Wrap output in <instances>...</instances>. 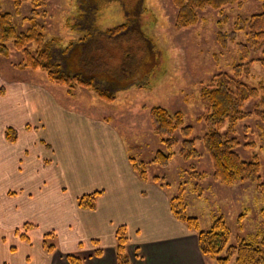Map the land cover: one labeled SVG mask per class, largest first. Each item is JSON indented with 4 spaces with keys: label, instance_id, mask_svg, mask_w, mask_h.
<instances>
[{
    "label": "rangeland",
    "instance_id": "rangeland-1",
    "mask_svg": "<svg viewBox=\"0 0 264 264\" xmlns=\"http://www.w3.org/2000/svg\"><path fill=\"white\" fill-rule=\"evenodd\" d=\"M0 3L1 11L11 12L17 29L24 30L28 25L25 18L33 15L31 2L21 0L17 6L13 0H0ZM145 5L154 16L153 21L152 17H149L142 25L146 42L142 40L135 42L133 32L127 34L128 39L116 38L108 43L103 42L104 38H99L111 55L109 66L112 69L108 68L107 73L104 71L105 79L114 80L116 86L122 87L127 82L118 83V76H115L120 66L132 69L138 66L135 68L137 71L135 76L138 75L142 81L138 87L134 84L125 90H118L111 100L99 98L86 86L75 85L68 91L65 84L50 80L46 72L40 68L19 67L22 54L10 46L7 56L0 55V94L2 89H8L9 82H23V96L26 97V101L37 98L39 103L31 114L24 109L23 114L28 113L33 118L26 120V127L38 128L37 135L40 137L46 138L49 135L46 130L69 128L63 120L53 119L49 124L40 105L41 101H48L52 105L55 100L60 106H71V110L80 116L99 119L105 130H111L109 138L111 143L118 144L125 152L131 169L129 161L131 157L146 163L149 179L145 182H150L164 192L168 202L176 195L180 186L184 188L187 212L198 217L201 229H208L215 217L222 216L231 230L230 243H235L236 239L241 237L255 241L264 233V195L258 192L257 183L254 181L242 180L227 185L214 179L212 161L204 151L201 141L207 125L203 119L206 107L200 97V88L213 74L232 73L233 65L239 63L243 55L238 50L237 42H247L244 31H238L236 41L229 42L225 47L217 40L218 31L220 29L223 32L232 31L238 16L249 17L251 14L262 12L264 0H242L218 9L205 7L198 10L199 19L195 24L180 29L174 27L176 7L171 0H146ZM109 6L104 7V16L100 21L102 25H112L122 19L119 8ZM74 9V0H46L38 8L36 19L46 26L47 36H59L62 43L67 44L69 40L80 36L68 26L67 16ZM150 37L158 48L157 53L151 51L153 45ZM146 43L151 46H147ZM104 48H101V52ZM262 49L263 47L259 50L249 48L241 59L248 62V71L242 73L239 79L248 86L264 83ZM80 50L81 47L75 49L76 52ZM101 52L96 44L92 43L85 49L84 55L90 61V56H96ZM99 76H103L102 73ZM26 105L29 107V104ZM153 106H162L170 112L182 113L183 124L191 128V137L195 139L198 156L185 159L179 153L182 136L176 132L175 136L179 143L173 147V156L167 164L160 166L151 161L157 152L166 149L151 126L149 112ZM242 110L250 115L234 124L224 121L219 130L236 141L234 150L243 160L257 158L259 183L264 185V118L255 113L257 110H264V105L260 104L259 99L251 98L244 102ZM7 129H10L9 137L15 132V139L16 130L9 127L5 129L8 140L11 139L6 134ZM134 172L138 175L136 171ZM195 172L202 173V178L194 179L191 174ZM153 175H158L160 180H151ZM196 184L200 187L199 192L195 189ZM243 212L245 215L242 218V228L238 229L236 220ZM37 217L33 219H37L40 227L57 224L55 218ZM60 223L61 221L58 225ZM24 225H30L24 226L28 229L33 227L28 222ZM46 240L48 244L54 243L56 247L67 246L60 244L58 238L47 237ZM228 264H234L233 259Z\"/></svg>",
    "mask_w": 264,
    "mask_h": 264
},
{
    "label": "crops",
    "instance_id": "crops-1",
    "mask_svg": "<svg viewBox=\"0 0 264 264\" xmlns=\"http://www.w3.org/2000/svg\"><path fill=\"white\" fill-rule=\"evenodd\" d=\"M23 88L9 82L0 94V264H70L69 254L82 264H115L119 225L126 227L131 264H212L200 253L196 233L170 211L166 194L130 168L102 121L54 99L52 105L41 101L49 124L58 119L69 128L40 137L38 128L26 127L33 118L23 114L36 110L38 99L27 102ZM8 127L16 130L14 140L5 135ZM96 190L93 209L78 205L80 195ZM37 216L57 224L40 227ZM48 231L67 246L47 251Z\"/></svg>",
    "mask_w": 264,
    "mask_h": 264
},
{
    "label": "trees",
    "instance_id": "trees-1",
    "mask_svg": "<svg viewBox=\"0 0 264 264\" xmlns=\"http://www.w3.org/2000/svg\"><path fill=\"white\" fill-rule=\"evenodd\" d=\"M20 1L13 0L15 6ZM29 1L33 5L31 11L33 15L25 18L28 25L24 30L17 29L13 14L1 11L0 3L1 56H7L10 46H12L22 54L19 67L40 68L46 72L50 80L65 84L68 91H71V87L75 85L89 87L96 96L104 100L113 99L118 90H125L134 84L138 87L142 83L141 78L138 75L135 76L138 66H134L133 69L120 66V70L115 76H118V83L120 81L127 82L122 87L116 86L117 83L114 80L105 79L104 71L107 73V69L111 68L109 66L111 55L104 48L103 42L108 43L116 38L128 39L127 34L132 32L135 34V42L138 40L146 42L142 25L149 20V17H152L151 21L154 20L151 10L145 5L146 0H74L75 9L67 16V21L68 26L80 36L69 40L67 44H63L59 36H47L46 26L36 19L38 8L46 0ZM171 1L176 7L174 27L180 29L191 26L198 21V10L205 7L218 9L227 4L239 3L242 0ZM106 6L118 7L122 14L121 21L112 25H102L100 21L104 16L103 12ZM238 31H244L247 36V42H237L238 50L243 54L241 59L247 54L249 48L259 50L263 47L262 52H264V10L251 14L249 17L238 16L234 22L233 30L223 32L220 29L217 40L225 47L229 42L236 41ZM140 36L143 37L140 38ZM100 37L105 40L100 41ZM92 43L96 44L100 52L102 47L104 50L96 56H90V61H88L84 51ZM152 45L151 51L157 53L158 48L153 40ZM147 46L151 45L148 44ZM78 47H81V50L76 52L75 49ZM241 59L239 63L233 65L232 73L219 72L213 74L200 88V97L206 107L203 119L207 125V130L201 137V141L204 151L212 161L214 179L227 185L242 180L254 181L257 183L258 192L264 195V185L259 183L257 158L253 157L249 161L243 160L234 150L236 141L222 134L219 130L224 121L234 124L250 115V113L242 110V105L246 100L257 98L260 104L264 105V83H260L258 86H248L239 79L242 73L248 71V62H243ZM88 63L90 65H87ZM100 73L103 76H99ZM255 113L264 118V110H257ZM149 117L154 133L160 137L166 148L165 151L157 152L151 160L152 162L160 166L167 164L173 156V147L179 143L175 136L176 132L182 136L179 153L185 159L199 155L195 148V139L191 137V128L183 124V115L180 111L170 112L162 106H153L150 108ZM9 130H6L8 137ZM14 135L9 138L13 140ZM129 161L132 169L138 173L140 178L147 181L149 178L146 163L137 161L132 157L129 158ZM191 175L196 180L203 176L202 173L198 172ZM151 180L158 181L160 177L153 175ZM195 189L200 191L198 184H196ZM100 193V190H96L80 195L77 198L78 205L93 209L95 199ZM169 207L176 219L182 221L196 233L200 253L212 264H228L231 259H233L234 264H264V233L259 234L260 236L257 235L259 238H256L255 241H248L241 237L237 238L235 243H230L231 230L222 216L215 217L208 229H201L198 217L189 215L187 212L182 186L179 187L176 195L169 200ZM244 215L243 212L237 217L238 229L242 228L241 223ZM47 237L53 238V233H45L43 239L45 249L52 251L55 246L47 243ZM127 242L126 227L119 225L115 230V264H131L126 252ZM94 254L99 255L100 250L95 249ZM66 258L70 264H82L81 259L72 254L67 255Z\"/></svg>",
    "mask_w": 264,
    "mask_h": 264
}]
</instances>
